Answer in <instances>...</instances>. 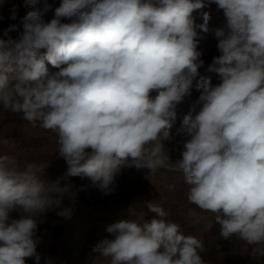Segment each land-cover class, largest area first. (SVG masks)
<instances>
[{"label":"clouds","instance_id":"obj_1","mask_svg":"<svg viewBox=\"0 0 264 264\" xmlns=\"http://www.w3.org/2000/svg\"><path fill=\"white\" fill-rule=\"evenodd\" d=\"M39 3L24 0L32 10L0 37V119L17 114L53 133L65 175L87 177L105 195L129 158L152 173L182 172L188 203L212 214L220 236L264 255V0H61L49 21L51 5ZM212 4L227 20V31H215L220 54L207 69L221 82L197 80L202 106L184 116L189 138L172 161L162 141L199 76L198 45L209 31L210 13L201 11L199 24L193 13ZM49 64L59 71L49 74ZM43 168L21 162L18 140L0 136V264H39L36 218L53 208L72 214L62 207L69 186L40 179ZM146 207L150 220L106 227L112 238L93 247L97 258L206 264L203 240L183 235L160 203Z\"/></svg>","mask_w":264,"mask_h":264},{"label":"rangeland","instance_id":"obj_2","mask_svg":"<svg viewBox=\"0 0 264 264\" xmlns=\"http://www.w3.org/2000/svg\"><path fill=\"white\" fill-rule=\"evenodd\" d=\"M46 2L51 8L44 14V19L49 21L61 0ZM44 3L45 0H40L37 7L42 9ZM30 10V7H25L24 0H0V37L10 25H20L21 18ZM13 11L16 19L11 18ZM201 11L210 13L209 31L201 33L204 38L200 39L198 45L200 59L204 63L198 69L199 76L193 81L190 95H186L176 105V119L170 129V138L162 141L172 161L180 158L183 143L189 138L182 126L184 116L193 109L198 111L202 106L198 103L201 92L195 87L197 80L200 76H209L213 86L221 82L217 74L208 72L207 69L213 57L220 54L215 31L218 28L227 31V20L223 11L217 10L216 5L212 4L193 13L197 24L203 23ZM10 35L15 39L18 32L13 31ZM47 67L49 74L59 71L50 64ZM5 117L0 119V136L18 140L21 162L27 160L44 167L38 173L40 179L46 183L59 180L61 186L67 185L70 190L62 200V207L72 210L70 217L58 215L60 209L53 208L36 218V236L39 238L37 252L41 257L39 264H106L92 251L100 240L112 238L106 232V227L120 220H150L154 213L148 211L146 205L153 201L165 208L170 220L181 224L180 232L183 235L194 236L205 242L206 251L200 255L206 264H264V255L253 256L251 247L238 241L235 236L229 239L221 237V226L215 222L212 214L188 203V186L184 183L182 172L161 168L152 173L147 167L137 168L129 158L120 166L114 192L105 195L92 185L89 178L65 175L68 165L54 153L57 145L53 133L32 127L17 114L6 113ZM166 184L171 187H165ZM190 210L196 214L189 215ZM145 213L146 216H142ZM10 216L18 219L20 213L14 211ZM26 264H36L35 258H26Z\"/></svg>","mask_w":264,"mask_h":264}]
</instances>
